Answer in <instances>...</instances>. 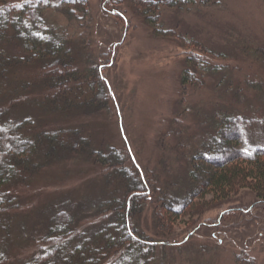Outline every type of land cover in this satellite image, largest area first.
Returning <instances> with one entry per match:
<instances>
[{
	"label": "rangeland",
	"instance_id": "374dc122",
	"mask_svg": "<svg viewBox=\"0 0 264 264\" xmlns=\"http://www.w3.org/2000/svg\"><path fill=\"white\" fill-rule=\"evenodd\" d=\"M119 1L87 0L86 33L74 42L82 67L102 63L110 93L107 107L97 114L80 111L65 117L21 107L16 116L31 113L42 126L79 125L94 139V146L109 144L129 153L137 166L156 173L159 193L171 192L176 182L186 181L187 166L177 153L184 147L180 137L190 142L204 136L215 109L237 99V106L227 109L252 119V139L264 134V92L252 88L259 81L264 91V0H195L163 6L159 22L163 29H173L164 36L154 35L137 14V0ZM44 16L64 24L51 9ZM180 36L197 39L200 47L184 44ZM106 50L110 56H103ZM193 53L222 68L210 75L191 66L197 72L183 85L186 57ZM249 86L252 89L245 88ZM19 193L24 207L13 217L9 243L0 244L6 264H23L33 255L34 242L44 233L41 218L57 208L70 211L78 226L90 232L100 222L97 206L106 194L99 168L73 158L51 163L31 185L19 187ZM255 201L251 191L242 190L195 216V222L185 223L188 218L181 216L172 234L163 237L153 235L155 202H143L139 227L156 240H171V245L159 246L153 264H264V214ZM227 210L234 211L232 216L220 219Z\"/></svg>",
	"mask_w": 264,
	"mask_h": 264
},
{
	"label": "trees",
	"instance_id": "16d2710c",
	"mask_svg": "<svg viewBox=\"0 0 264 264\" xmlns=\"http://www.w3.org/2000/svg\"><path fill=\"white\" fill-rule=\"evenodd\" d=\"M194 1L137 0L134 9L154 35L164 36L173 29L165 30L160 24L162 7ZM47 9L63 17L64 24L46 20ZM87 16V0H0V244L6 247L9 243L13 217L24 207L19 187L31 185L51 163L65 158L89 161L99 168L106 193L97 206L100 222L87 232L70 211L55 209L41 218L44 233L37 237L33 255L23 264H153L156 250L171 245V240H156L139 227L143 202H155L153 235L160 237L172 234V226L181 216L188 218L185 223L195 222V216L242 190L253 193L254 205L261 206L264 214V134L252 139V119L227 109L237 106V99L212 112L204 136L190 142L180 137L184 147L177 153L187 166L186 181L176 182L171 192L161 189V193L154 171L137 166L129 153L109 144L94 146L83 127L61 122L42 126L31 113L16 116L21 107L56 116L80 111L97 114L107 107L110 93L102 63L82 67L77 60L74 42L85 35ZM116 16L126 21L122 13L116 12ZM180 38L186 45L200 47L195 38ZM110 53L106 50L103 56ZM186 58L183 85L197 72L191 66L210 75L222 68L195 53ZM262 65L264 69V56ZM258 83L252 88L264 92ZM232 212L227 210L220 219ZM6 260L0 249V264Z\"/></svg>",
	"mask_w": 264,
	"mask_h": 264
}]
</instances>
